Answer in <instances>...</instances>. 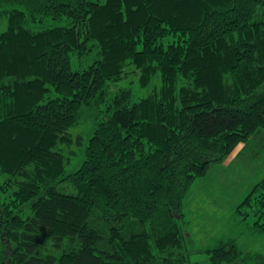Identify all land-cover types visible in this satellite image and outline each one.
Returning a JSON list of instances; mask_svg holds the SVG:
<instances>
[{
    "label": "trees",
    "instance_id": "1",
    "mask_svg": "<svg viewBox=\"0 0 264 264\" xmlns=\"http://www.w3.org/2000/svg\"><path fill=\"white\" fill-rule=\"evenodd\" d=\"M0 27V264H193V184L264 130V0H0ZM128 66L159 83L136 102L110 90ZM261 184L243 204L264 235ZM204 252L264 264L232 239Z\"/></svg>",
    "mask_w": 264,
    "mask_h": 264
},
{
    "label": "rangeland",
    "instance_id": "2",
    "mask_svg": "<svg viewBox=\"0 0 264 264\" xmlns=\"http://www.w3.org/2000/svg\"><path fill=\"white\" fill-rule=\"evenodd\" d=\"M5 27H0V33ZM128 75L121 81L111 84L115 92L121 88H131L133 101L147 97L154 86L139 85V72L128 66ZM95 113L82 109L79 125L70 129L74 139L71 146H64L67 158H72L67 173L77 170L83 162L85 149L95 128ZM81 138V144L77 139ZM63 146V145H62ZM75 154H73V153ZM3 176H0V184ZM264 180V130H259L247 142L239 144L222 163L210 167L205 176L197 178L188 194L184 213L188 222L186 231L190 234L189 254L193 264H209L206 248L218 245L219 241L232 239L242 252L259 253L264 256V235L253 228V208L243 204L251 193L255 196L257 186ZM262 185V184H261ZM11 192L2 195L7 199ZM248 213L249 216H246ZM25 217L27 214L24 215Z\"/></svg>",
    "mask_w": 264,
    "mask_h": 264
}]
</instances>
